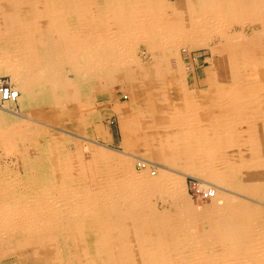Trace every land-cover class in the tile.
<instances>
[{
  "label": "bare ground",
  "instance_id": "bare-ground-1",
  "mask_svg": "<svg viewBox=\"0 0 264 264\" xmlns=\"http://www.w3.org/2000/svg\"><path fill=\"white\" fill-rule=\"evenodd\" d=\"M3 74L4 103L78 135L116 112L96 90L131 108L114 147L3 107L0 264H264V0H0ZM190 174L211 204L187 201Z\"/></svg>",
  "mask_w": 264,
  "mask_h": 264
},
{
  "label": "rangeland",
  "instance_id": "rangeland-1",
  "mask_svg": "<svg viewBox=\"0 0 264 264\" xmlns=\"http://www.w3.org/2000/svg\"><path fill=\"white\" fill-rule=\"evenodd\" d=\"M187 59V65H188V70H189V78L191 80V83L193 82L194 78V74H193V69L191 68V64H192V61L190 60L189 57H186ZM205 58H206V54L204 55H199L198 57V61H196L195 63V69L197 70V73L199 74V76L201 78H205L206 77V66H207V63L205 62ZM191 62V63H190ZM189 63V64H188ZM205 66V67H204ZM199 67V68H198ZM1 76H7L8 78L11 79V77L9 75H1ZM14 81V80H13ZM97 97L99 96V99H98V102L101 103V105H106V104H109L111 106H114L115 107V110L116 112L114 111L113 113H111V115H107L106 117H104L102 120H99L98 122L102 125V132L100 133H97L96 134H84V133H80V135H78L79 133V130L78 129H74V128H71L70 131L71 132H74V133H71V132H67L65 131L63 128H65V126L60 122L61 119L59 120V122L55 119V114L56 112L54 111H51L52 114L50 115H46V113L44 112H39L38 111H32V112H26V111H22L20 110L21 108V103L20 101H18L17 103H4L2 105H0V111H6V110H3L5 108H3L4 106L6 107H10L11 109L13 110H16V111H19V112H22L25 117H22L20 114H17L18 116H21L23 118V121H26L27 120L28 122H30V124H34V125H38L40 127L41 125V129L37 126H35V132L36 134H41L43 132H46V129H49V133H53L52 135H55L56 137L59 136V133H60V136L63 135L64 133L67 134V135H71V139L73 141H69V143L71 145H78L79 143H83V142H89V143H95L97 144V142L95 141V139H98L99 141L101 142H105V138H108L110 140H114L115 142L111 143V146H114V147H119L121 142H122V130L120 129L121 126H120V111H129L130 108H131V105L129 103V97L127 96V89L122 87L118 90H116L115 88H111L110 91H106V90H96L94 92ZM108 93V94H107ZM107 94V95H106ZM106 97V98H104ZM111 99V100H110ZM112 102V103H111ZM18 104V105H17ZM10 105V106H9ZM14 105V106H12ZM16 106V107H15ZM122 109V110H121ZM53 110V109H51ZM34 114V115H33ZM27 115V117H26ZM32 115V116H31ZM57 116V115H56ZM29 117V118H28ZM32 117V118H31ZM109 117V118H108ZM119 117V118H118ZM36 119V120H35ZM106 121H105V120ZM119 119V120H118ZM26 121V122H27ZM40 121V122H39ZM52 121V122H51ZM35 122V123H33ZM43 122V123H42ZM45 122V123H44ZM107 124V125H106ZM45 125V126H44ZM110 125V126H109ZM44 126V127H43ZM52 126H54L55 129H52ZM59 129H58V128ZM60 127H63L62 129ZM57 128V129H56ZM40 129V130H39ZM54 130V131H53ZM61 130V131H60ZM104 130L106 131H109V133H106ZM56 131V132H55ZM63 131V132H62ZM62 132V133H61ZM76 132H78L76 134ZM106 133V134H104ZM112 134L114 135V139L112 137ZM77 135V137H76ZM87 135V136H86ZM75 136V137H74ZM79 136V137H78ZM82 136V137H81ZM93 136V137H92ZM70 137V136H69ZM85 137V138H84ZM90 137V138H89ZM87 138V139H86ZM42 140H46V138H43L42 137ZM84 140V141H83ZM94 140V141H93ZM22 142L23 143H20V145H22V147L24 149H27L28 147L32 148V145L30 144L31 142L27 141V140H23L22 139ZM28 146H27V145ZM69 144V145H70ZM114 144V145H113ZM0 165L2 166H5V165H11L13 167V165H15L17 162V159H16V155L15 153H12L10 155V153H7L4 148L5 146L3 145V143L1 142L0 143ZM17 146V145H16ZM19 146H17L19 148ZM27 146V147H26ZM23 149V150H24ZM4 150V151H3ZM133 152V151H131ZM136 154H138V156H143V154L141 152H136ZM14 156V157H13ZM12 160V161H11ZM5 162V163H4ZM9 162V163H8ZM11 162V163H10ZM136 162V161H135ZM135 167L138 171H141L142 168H141V165L140 164H136L135 163ZM151 168H154L153 166H150ZM150 168V169H151ZM157 169V168H156ZM157 172H159L157 170ZM157 175V174H156ZM194 178H198V179H201L200 177H198L197 175H188L187 178L185 179L186 180V192H187V201L194 204V205H198L200 207H204L206 205H209L213 202V199L211 198H198L196 195H195V186H196V182L193 180ZM202 180V179H201ZM213 183V182H212ZM211 183V184H212ZM214 184H217V183H213ZM216 186V185H214ZM189 196V197H188ZM157 202L158 203V206L159 208L163 209L164 207H167L168 204L162 200H158ZM163 202V203H162ZM162 205V206H161ZM204 205V206H203ZM12 264H19L18 262V258L15 257L14 258V261Z\"/></svg>",
  "mask_w": 264,
  "mask_h": 264
},
{
  "label": "built area",
  "instance_id": "built-area-1",
  "mask_svg": "<svg viewBox=\"0 0 264 264\" xmlns=\"http://www.w3.org/2000/svg\"><path fill=\"white\" fill-rule=\"evenodd\" d=\"M18 97L19 91L15 89L10 78L7 76H0V105L8 100H17ZM193 180L196 182L195 195L198 198H212L215 195L216 187L213 184L198 178H194Z\"/></svg>",
  "mask_w": 264,
  "mask_h": 264
},
{
  "label": "crops",
  "instance_id": "crops-1",
  "mask_svg": "<svg viewBox=\"0 0 264 264\" xmlns=\"http://www.w3.org/2000/svg\"><path fill=\"white\" fill-rule=\"evenodd\" d=\"M112 137H113V139H114V135L112 134Z\"/></svg>",
  "mask_w": 264,
  "mask_h": 264
}]
</instances>
